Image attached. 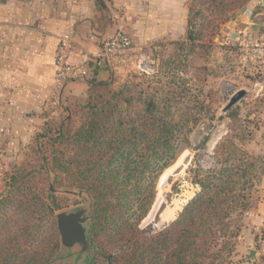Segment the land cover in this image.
Instances as JSON below:
<instances>
[{"label":"trees","instance_id":"16d2710c","mask_svg":"<svg viewBox=\"0 0 264 264\" xmlns=\"http://www.w3.org/2000/svg\"><path fill=\"white\" fill-rule=\"evenodd\" d=\"M249 1L194 0L186 40L174 44L179 54L163 64L161 76L140 78L116 90L113 81L91 78L86 97L68 98L67 116L56 136L50 132L52 118L34 142H45L44 175L22 166L0 194V264H52L58 258L63 247L57 214L64 208L55 194L59 188L80 190L91 200L87 236L92 253L83 264H233L240 222L250 209L264 163L231 135L217 143L211 169L194 160L189 178L197 193L177 219L161 229L140 226L151 211L160 178L182 148L206 149L210 132H202L196 146L190 139L200 121L208 118L212 125L216 119L204 90L176 79L180 58L212 45L221 25L232 20L228 12ZM198 2L215 17L205 33L196 30L202 16L195 11ZM186 99L188 110L178 113ZM236 109L220 119L237 121ZM249 121L246 116L244 122ZM169 212L175 215V210Z\"/></svg>","mask_w":264,"mask_h":264},{"label":"crops","instance_id":"0c3cea01","mask_svg":"<svg viewBox=\"0 0 264 264\" xmlns=\"http://www.w3.org/2000/svg\"><path fill=\"white\" fill-rule=\"evenodd\" d=\"M193 1L0 0V163L16 159L22 149L34 144L59 110L50 99L58 39L68 31L71 17L77 28L70 61L81 64L82 52L98 53L103 41L120 31L133 36L143 50L145 45L185 41ZM228 24L230 31L220 33L225 43L237 44L238 50L241 33L264 38V0H250ZM260 69L264 77V67ZM92 74L99 81L114 78L107 69ZM91 78L71 81L62 93L60 108L70 97L85 96ZM260 80L253 83L250 106H262L248 117L261 116L264 132V78ZM71 254V250H62L53 264H76Z\"/></svg>","mask_w":264,"mask_h":264},{"label":"rangeland","instance_id":"374dc122","mask_svg":"<svg viewBox=\"0 0 264 264\" xmlns=\"http://www.w3.org/2000/svg\"><path fill=\"white\" fill-rule=\"evenodd\" d=\"M229 1V0H227ZM248 5V4H247ZM243 8L234 12H228V15L235 14L246 8ZM195 11L201 12V17L197 19L196 30L201 33L206 32V25L209 20H214L212 12L207 11L206 6L200 2L195 4ZM206 20V21H205ZM231 24H222L218 32L214 36L213 44L205 49H197L194 55L182 56L180 58L179 73L176 74L178 81L188 82V85L194 90L203 89V97L210 104L216 119L212 125L208 118H204L198 124L193 134L190 136L193 146H196L202 139L201 133H211L210 141L208 142L206 149L201 151H193L188 146H184L179 153L176 162L167 169L160 178L156 187V196L148 216L141 222V228H146L152 225L153 228L161 229L165 225L173 222L177 219L178 215L182 212L186 204L193 199L197 193V188L189 178V169L191 166H195L194 160L197 158L201 161L202 166L206 169H211L214 165V149L217 143L226 138L228 135L233 136L234 141L244 150L248 151L256 157H259L264 163V132L260 129L263 124L261 116L244 122L246 116H249L250 112H259L260 107L252 105L250 106L251 96L253 95L252 86L254 81L263 80V74L261 67L264 64L253 66L250 71L243 70L240 64L239 50L236 47L237 44L225 43L221 30L230 31L229 26ZM208 30L213 31L209 28ZM135 46L140 47L133 38ZM177 42L162 43L154 45H145L142 50L143 60L149 69L147 72H141L135 68H127L122 72L114 75L113 82L114 88L120 89L122 86L140 79L151 78L161 76V71L164 72L162 66L165 62L170 60L175 55L179 54L176 51ZM178 48V47H177ZM188 53V52H186ZM141 54V55H142ZM164 81H169L166 77H162ZM228 84L235 89L232 92L228 91ZM246 91L247 96L234 108L238 107L236 111L239 112L240 118L237 121H230L228 118L220 119L225 116L223 113L224 108L228 105L232 96L239 91ZM77 98H84V96H74ZM183 100L176 110L177 112H185L188 110L189 105L187 101ZM67 104L59 107L58 112L53 114L52 118H55V125L50 128L52 135L56 136V129L59 126L62 118L67 116L65 108ZM239 108L241 111H239ZM51 120V119H50ZM243 138V139H242ZM243 140V141H242ZM41 143L42 140L40 139ZM28 144L26 148L22 149L19 156L16 159L5 160L0 163V194L6 189V184L9 178L15 170L20 167H30L36 171H42L44 175L43 158L45 142L41 144ZM41 149V153L37 150ZM199 154L196 157V154ZM179 166V169L176 168ZM27 170H30L27 168ZM259 169L258 173H261ZM50 185L53 186L55 180V174L49 175ZM55 194L63 201L64 208L60 212H76L81 209H88V216L91 212V200L87 193L80 190L69 191L64 188L55 189ZM169 210H175V215L171 217ZM59 212V213H60ZM58 213V214H59ZM89 222V221H88ZM241 231L240 235L236 239L234 252L231 256L233 264H264V174L260 176V179L256 183V187L253 191L252 202L249 211L240 222ZM64 250V249H63ZM254 252V256L251 257V253ZM86 256L76 264H83ZM56 261V260H54ZM74 261V260H73ZM54 263V262H53ZM52 263V264H53ZM100 264H104L101 261Z\"/></svg>","mask_w":264,"mask_h":264},{"label":"built area","instance_id":"2783aa9c","mask_svg":"<svg viewBox=\"0 0 264 264\" xmlns=\"http://www.w3.org/2000/svg\"><path fill=\"white\" fill-rule=\"evenodd\" d=\"M76 28V20L71 17L68 31L58 39L56 73L50 99L53 107L62 105V93L71 81L91 78L94 75L93 71L107 69L113 75L127 68H135L141 72L148 71L149 67L143 60V49L135 46L131 36L125 31H120L114 37L104 40L98 53L82 52L81 64L71 63ZM239 58L244 71L264 64V38H254L249 33H241ZM227 88L229 92L235 89L230 84Z\"/></svg>","mask_w":264,"mask_h":264},{"label":"water","instance_id":"95a60500","mask_svg":"<svg viewBox=\"0 0 264 264\" xmlns=\"http://www.w3.org/2000/svg\"><path fill=\"white\" fill-rule=\"evenodd\" d=\"M247 92L242 90L235 93L230 99L228 105L224 108L223 113H227L237 106L245 97ZM179 169V166L174 172ZM88 209H81L76 212H60L57 214V224L61 235V244L63 249L71 250L72 257H76L79 262L84 256L92 253L88 243V227L87 223L90 220ZM254 252L251 253V257Z\"/></svg>","mask_w":264,"mask_h":264}]
</instances>
